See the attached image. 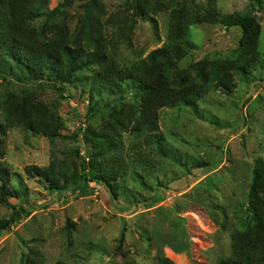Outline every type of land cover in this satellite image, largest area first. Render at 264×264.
Instances as JSON below:
<instances>
[{
    "label": "rangeland",
    "instance_id": "obj_1",
    "mask_svg": "<svg viewBox=\"0 0 264 264\" xmlns=\"http://www.w3.org/2000/svg\"><path fill=\"white\" fill-rule=\"evenodd\" d=\"M33 2L41 14L33 23L37 30L112 56L121 67L167 44L177 9L191 17L185 41L192 48L178 63L181 74L196 77L200 62L239 58L243 32L232 26L235 15H254L260 23V59L249 80L233 74L230 94L213 87L194 106L159 110L165 154L134 132L140 106L134 92L110 99L119 125L98 111L103 104L88 111L80 85L59 91L49 83L0 76V114L8 95L26 96L46 104L64 125L63 137L53 142L21 127L6 131L2 160L12 180L18 175L31 215L0 234V264H157L160 257L174 264H219L230 258L233 235L253 225L250 191L257 160H264V0ZM91 132L96 141L86 140ZM102 136L122 144L116 198L98 183L87 197L52 194L46 183L28 176L30 166L77 169L76 152L87 161ZM11 213L0 204V220Z\"/></svg>",
    "mask_w": 264,
    "mask_h": 264
},
{
    "label": "trees",
    "instance_id": "obj_2",
    "mask_svg": "<svg viewBox=\"0 0 264 264\" xmlns=\"http://www.w3.org/2000/svg\"><path fill=\"white\" fill-rule=\"evenodd\" d=\"M39 15L33 0H0V76L49 83L59 91H64L66 86L80 85L89 100L88 111L97 112L103 104L98 111L112 115L111 118L119 125L122 124L120 117L110 111V99H124L126 94L134 92L135 98L140 101L134 132L138 137L144 136L148 145L159 146L157 150L163 154L165 150L159 145L163 141L158 132L159 110L178 105L194 106L213 87L230 94L235 88L233 74L249 80L250 70L260 59L258 46L262 29L254 15H235L232 19V26L241 28L243 32L239 58L226 62H200L196 77L177 70L178 63L192 48V44L185 41V32L191 23L187 10L177 9L171 13L164 47L128 67H121L105 53L88 52L82 47L72 46L63 35L48 38L43 28L39 31L33 25ZM63 126L60 118L42 102L14 94L8 95L3 102L0 114V204L12 208V213L9 219L0 220V234L10 230L22 217L31 215L25 206L26 192L16 181L18 175L13 174V180L17 182V187L13 188V180L2 160L7 129L21 127L25 131L44 135L53 142L63 137ZM85 137L87 141H93L97 136L91 132ZM100 138L103 143L95 146L87 161L79 151L76 152L79 169L66 164L58 171L53 165L47 168L30 166L27 168L28 176L46 183L52 194L70 192L87 197L90 185L98 183L106 186L116 198L115 184L121 177L125 162L122 149H119L122 144L116 139L109 140L107 136ZM146 151L143 150L142 154L145 155ZM13 199L19 201L18 204H11ZM248 208L253 225L233 235L232 256L219 264H264L262 159L257 160L254 170ZM157 264L174 263L160 257Z\"/></svg>",
    "mask_w": 264,
    "mask_h": 264
}]
</instances>
